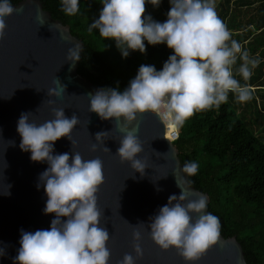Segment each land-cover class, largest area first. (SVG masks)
Segmentation results:
<instances>
[{"label":"clouds","instance_id":"clouds-1","mask_svg":"<svg viewBox=\"0 0 264 264\" xmlns=\"http://www.w3.org/2000/svg\"><path fill=\"white\" fill-rule=\"evenodd\" d=\"M146 2L158 7L161 0H100L103 7L99 16L88 25L89 32L95 29L100 37L113 40L122 57H127L129 50L144 53V41L149 45L164 43L172 50L159 71L153 65L141 64L125 90L100 88L87 95L88 111L102 120L113 118L123 133L115 155L141 175L146 164L137 158L142 151L138 126L134 124L138 115L153 113L170 129L178 130L195 112L226 103L229 92L238 102H247L252 99L253 90L235 78L233 66L239 59L235 72L247 81L260 63L258 55L250 56L240 42L232 39L231 31L217 15L215 0H169L167 19L162 23L150 15L142 18ZM60 3L66 15L80 11L78 0ZM13 11L10 0H0V38L5 34V18ZM81 50L80 43L73 44L66 59L75 63ZM53 84L64 91L58 79ZM48 95L58 96L60 92L50 87ZM48 103L51 105L52 101ZM51 112L53 118L42 124L30 122V112L21 113L16 125L21 150L30 153V160L48 165L39 174L36 187L43 184L47 197L43 212L54 214V218L48 229L21 230L14 264H108L109 232L100 226L102 213L96 197L104 180L102 161L99 157L82 159L78 152H71V159L68 152L54 154L53 142L61 137L73 147L71 131L79 120L75 113L66 117L63 108H52ZM107 134L97 132L90 151L95 152L97 145L102 144L101 151L108 152L104 146ZM197 170L198 164L192 161L181 166L184 175L179 179L173 172L180 194L170 195L168 202L149 218L147 226L149 238L156 246L161 250L174 248L185 262L197 261L220 239V221L206 211V196L197 194L195 199H188L191 189L187 185H191V180L186 177L195 175ZM3 194L10 193L6 189ZM132 237L139 241L140 233L133 231ZM132 248L135 257L126 253L117 264H135L143 253L139 243Z\"/></svg>","mask_w":264,"mask_h":264},{"label":"water","instance_id":"water-1","mask_svg":"<svg viewBox=\"0 0 264 264\" xmlns=\"http://www.w3.org/2000/svg\"><path fill=\"white\" fill-rule=\"evenodd\" d=\"M12 6L14 11L5 18V34L0 38V249L4 252L0 264H14L21 230L48 229L54 218V214L43 212L47 199L43 184L36 187L39 174L48 165L30 160V153L19 147L21 138L16 131L21 113L30 112L29 121L42 124L53 118L52 108H63L66 117L75 113L79 120L71 131L73 147L61 137L53 142L54 154L68 152L71 159V152H78L82 159L99 157L102 161L104 180L96 197L102 213L100 226L109 232L108 264H117L126 253L135 257L134 243L140 244L143 253L135 264H247L235 236L220 234L219 242L195 262H185L174 248L161 250L152 242L149 218L168 202L170 195L180 194L175 175L178 179L184 175L177 147L164 137V123L153 113L138 115L134 124L138 126L142 151L137 158L145 162L146 168L143 175L133 171L129 162H121L115 155L123 135L117 122L113 118L102 120L88 111L87 95L101 87L77 73L82 50L75 63L66 59L73 44L80 43L83 49L81 39L70 33L67 24L54 19L40 0H21ZM55 79L64 91L53 84ZM50 87H56L60 95L49 96ZM100 131L108 132L104 140L108 152L101 151L102 144L95 152L90 151ZM187 186L191 189L188 199H195L197 194L206 196L208 212V193ZM6 189L9 195L3 194ZM133 231L140 233L139 241L133 240Z\"/></svg>","mask_w":264,"mask_h":264},{"label":"trees","instance_id":"trees-1","mask_svg":"<svg viewBox=\"0 0 264 264\" xmlns=\"http://www.w3.org/2000/svg\"><path fill=\"white\" fill-rule=\"evenodd\" d=\"M40 1L54 19L67 24L70 33L81 39L83 49L76 71L101 88L123 91L141 64L159 71L172 54L164 43L149 45L144 41V53L129 50L127 57H122L113 40L100 37L95 29L88 31L103 7L100 0H78L80 11L71 16L62 11L60 0ZM215 5L232 39L250 56H259L260 63L247 81L235 72L239 59L233 66L235 78L253 90L252 99L241 103L229 92L226 103L186 119L174 144L182 165L198 164L197 173L187 179L194 188L208 193V212L219 218L220 234L236 237L247 264H264V0H215ZM159 6L161 16L158 12L152 15ZM159 6L146 2L142 18L150 15L154 21L164 22L162 6L169 10V0H161ZM251 120L253 129L247 126Z\"/></svg>","mask_w":264,"mask_h":264},{"label":"rangeland","instance_id":"rangeland-1","mask_svg":"<svg viewBox=\"0 0 264 264\" xmlns=\"http://www.w3.org/2000/svg\"><path fill=\"white\" fill-rule=\"evenodd\" d=\"M160 5H161V2H160ZM163 7V15H164V17H165V20L167 19V12H168V10H167V8H165L164 6H162ZM159 8H160V6H159ZM160 11H161V8L160 9H153V11H152V15H154L156 12H158V14L161 16V13H160ZM259 97L256 99V101H255V103H256V106H258V102H259ZM253 115V114H252ZM252 117H254V116H252ZM253 119V118H252ZM252 120H251V122L250 123H247V126L250 128V129H253V127H252ZM260 134H262L263 135V133H260Z\"/></svg>","mask_w":264,"mask_h":264},{"label":"built area","instance_id":"built-area-1","mask_svg":"<svg viewBox=\"0 0 264 264\" xmlns=\"http://www.w3.org/2000/svg\"><path fill=\"white\" fill-rule=\"evenodd\" d=\"M164 126H165V133H164L165 137L168 138L170 141L176 140L178 138V130L169 128L168 133H166V125H165V123H164Z\"/></svg>","mask_w":264,"mask_h":264},{"label":"bare ground","instance_id":"bare-ground-1","mask_svg":"<svg viewBox=\"0 0 264 264\" xmlns=\"http://www.w3.org/2000/svg\"><path fill=\"white\" fill-rule=\"evenodd\" d=\"M165 125H166V133H168L169 127L167 126L166 123H165Z\"/></svg>","mask_w":264,"mask_h":264}]
</instances>
